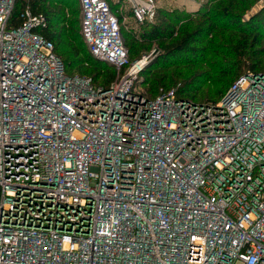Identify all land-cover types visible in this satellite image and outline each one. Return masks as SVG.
<instances>
[{
    "label": "built area",
    "instance_id": "obj_1",
    "mask_svg": "<svg viewBox=\"0 0 264 264\" xmlns=\"http://www.w3.org/2000/svg\"><path fill=\"white\" fill-rule=\"evenodd\" d=\"M0 0V264H264V75L149 100L107 0H78L109 89L69 77L45 15ZM133 16L154 17L153 1ZM264 5V0H260Z\"/></svg>",
    "mask_w": 264,
    "mask_h": 264
},
{
    "label": "trees",
    "instance_id": "obj_2",
    "mask_svg": "<svg viewBox=\"0 0 264 264\" xmlns=\"http://www.w3.org/2000/svg\"><path fill=\"white\" fill-rule=\"evenodd\" d=\"M72 1L18 0L9 29L22 25L21 14L26 7L34 15H45L49 26L42 35L54 45L67 76L91 79L95 87L109 89L117 71L89 53L81 33V19L72 22L64 13L70 10L71 15H81L80 9L74 10L78 9L77 3L70 5ZM257 1L208 0L198 11L161 12L157 23H137L138 29L128 33L123 31L122 23L124 18L133 17V12L124 16L109 4L121 24L130 64L140 61L154 45L160 51L140 73L136 89L149 100L175 90L179 98L217 103L240 78L250 73L264 75V9L249 20L244 18ZM48 2L65 11H48Z\"/></svg>",
    "mask_w": 264,
    "mask_h": 264
},
{
    "label": "rangeland",
    "instance_id": "obj_3",
    "mask_svg": "<svg viewBox=\"0 0 264 264\" xmlns=\"http://www.w3.org/2000/svg\"><path fill=\"white\" fill-rule=\"evenodd\" d=\"M152 1H153V6H154V9H153L154 17L153 19L149 18V22H153V23H157L159 21V18H160L159 14L161 12H164V11L194 12V11L200 10L208 2V0H152ZM137 2L141 6H147L149 4L148 0H137ZM69 3H71L70 5H74L75 3H77L78 9H74V10L80 9L79 4L76 0H73L72 2H69ZM108 3L111 6H113L115 9H118V11H120V14L124 13L125 14L124 16H127V14L130 12L132 13L133 7L136 4L133 2V0H108ZM119 3L121 4V7H119L120 6ZM45 7L48 11L51 10L54 14H59V13L61 14L65 11L63 7L61 8V6L55 3H52V2L46 3ZM263 9H264V5L261 3L260 0H258L255 7L252 8L249 12H247L244 15L245 20H249L252 16L259 14ZM69 11L64 12L67 18H69L70 21L72 22H79L81 19V15L79 16L75 14L71 15L69 14L70 13ZM138 27L139 26L137 24V21L134 19V16L124 18V22L122 23V29L124 32L128 33L129 30L131 29L137 30ZM77 29H80V25L77 26ZM158 54H160V51L158 52L157 46L154 45L152 49L146 53L145 56L153 55L154 57L152 58V61H153ZM136 82L139 83L140 81H136ZM135 85H138V84H135ZM203 90H205V88ZM203 98L205 97L202 96L201 99L205 100Z\"/></svg>",
    "mask_w": 264,
    "mask_h": 264
},
{
    "label": "crops",
    "instance_id": "obj_4",
    "mask_svg": "<svg viewBox=\"0 0 264 264\" xmlns=\"http://www.w3.org/2000/svg\"><path fill=\"white\" fill-rule=\"evenodd\" d=\"M80 6V5H79ZM80 11H81V8H80Z\"/></svg>",
    "mask_w": 264,
    "mask_h": 264
}]
</instances>
